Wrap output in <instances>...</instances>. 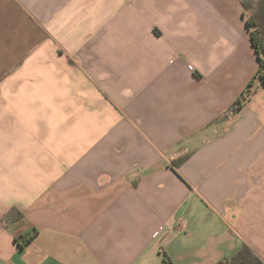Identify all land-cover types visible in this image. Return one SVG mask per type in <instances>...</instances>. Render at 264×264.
Listing matches in <instances>:
<instances>
[{"label":"crops","instance_id":"0c3cea01","mask_svg":"<svg viewBox=\"0 0 264 264\" xmlns=\"http://www.w3.org/2000/svg\"><path fill=\"white\" fill-rule=\"evenodd\" d=\"M241 1L0 0V264L264 263Z\"/></svg>","mask_w":264,"mask_h":264},{"label":"trees","instance_id":"16d2710c","mask_svg":"<svg viewBox=\"0 0 264 264\" xmlns=\"http://www.w3.org/2000/svg\"><path fill=\"white\" fill-rule=\"evenodd\" d=\"M244 12L247 13L245 19L246 29L250 34L251 45L257 55L258 59V69L255 77L258 79L261 86H264V0H242L241 1ZM252 86V81L249 82L246 92L242 93L241 96L232 104L228 109L224 118H227L232 113L238 112L246 98L249 96L250 88ZM182 160H180L181 162ZM178 162V163H180ZM177 164V163H176ZM17 213L16 219L22 218V215L18 213L15 209L10 210L8 215ZM7 215V216H8ZM7 216L5 218H7ZM32 237H19L14 239V242L18 246L23 247L30 242ZM216 264H264L258 256L246 245H243L237 253H235L230 259L225 261H220Z\"/></svg>","mask_w":264,"mask_h":264}]
</instances>
